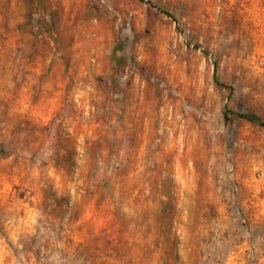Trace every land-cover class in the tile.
I'll return each mask as SVG.
<instances>
[{
	"label": "rangeland",
	"instance_id": "rangeland-1",
	"mask_svg": "<svg viewBox=\"0 0 264 264\" xmlns=\"http://www.w3.org/2000/svg\"><path fill=\"white\" fill-rule=\"evenodd\" d=\"M242 113L264 0H0V264H264Z\"/></svg>",
	"mask_w": 264,
	"mask_h": 264
},
{
	"label": "trees",
	"instance_id": "trees-1",
	"mask_svg": "<svg viewBox=\"0 0 264 264\" xmlns=\"http://www.w3.org/2000/svg\"><path fill=\"white\" fill-rule=\"evenodd\" d=\"M239 117L248 121V122L254 123V124L264 128V119H262L260 116H258L255 113H242V114H239ZM225 119H226V121L229 120L227 114L225 115Z\"/></svg>",
	"mask_w": 264,
	"mask_h": 264
}]
</instances>
